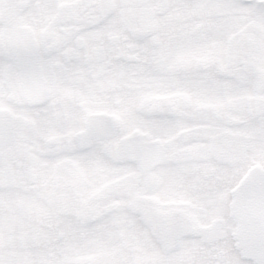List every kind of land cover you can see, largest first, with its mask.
<instances>
[{
  "label": "snow or ice",
  "instance_id": "snow-or-ice-1",
  "mask_svg": "<svg viewBox=\"0 0 264 264\" xmlns=\"http://www.w3.org/2000/svg\"><path fill=\"white\" fill-rule=\"evenodd\" d=\"M0 264H264V0H0Z\"/></svg>",
  "mask_w": 264,
  "mask_h": 264
}]
</instances>
